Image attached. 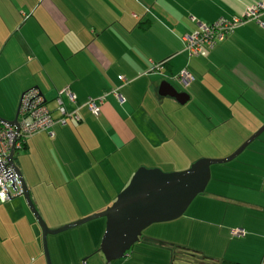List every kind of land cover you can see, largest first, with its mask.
I'll list each match as a JSON object with an SVG mask.
<instances>
[{
    "label": "crops",
    "instance_id": "crops-1",
    "mask_svg": "<svg viewBox=\"0 0 264 264\" xmlns=\"http://www.w3.org/2000/svg\"><path fill=\"white\" fill-rule=\"evenodd\" d=\"M258 3L0 0V118L12 122L31 89L52 104L54 118L63 88L79 107V123L29 138L15 157L50 230L106 210L139 168L186 170L183 142L211 150L197 158L220 159L264 126V12L201 56L186 55L183 43L197 24L231 21ZM184 70L193 78L187 88L175 80ZM169 86L188 100L180 104ZM116 88L122 103L107 96L97 116L84 107ZM187 103L194 118L183 137ZM227 164L211 167L204 193L182 217L140 236L126 263L264 264V131ZM105 225L90 227L102 234ZM53 236L54 257L89 254ZM43 257L42 232L23 196L0 200V264H46Z\"/></svg>",
    "mask_w": 264,
    "mask_h": 264
},
{
    "label": "water",
    "instance_id": "water-1",
    "mask_svg": "<svg viewBox=\"0 0 264 264\" xmlns=\"http://www.w3.org/2000/svg\"><path fill=\"white\" fill-rule=\"evenodd\" d=\"M168 95L180 104L187 96L172 87ZM20 107V104H19ZM19 108L12 122L0 118V124L19 131ZM262 126L246 140L231 156L224 160L200 159L181 172L164 173L159 169H138L115 202L105 211L91 215L59 230H50L30 199L22 174L15 164L12 149L8 161L12 166L23 190V198L42 232V250L46 264H52L48 250V236L56 235L88 222L105 219L106 227L101 238L100 251L107 264L123 259L139 241L142 232L154 224L175 221L183 216L193 200L204 193L210 178L211 167L230 163L236 159L262 132Z\"/></svg>",
    "mask_w": 264,
    "mask_h": 264
},
{
    "label": "built area",
    "instance_id": "built-area-1",
    "mask_svg": "<svg viewBox=\"0 0 264 264\" xmlns=\"http://www.w3.org/2000/svg\"><path fill=\"white\" fill-rule=\"evenodd\" d=\"M263 12L264 4L258 3L254 7H249L241 17H235L231 21L220 19L212 25L197 24V31L183 38L185 54L189 57L203 55L206 51L213 49L217 43L225 40L240 25L248 21H258ZM161 68V65H155L152 71H158ZM175 80L183 88H187L193 78L184 70L176 76ZM109 95L114 97L117 102L122 103L119 89L116 88L103 93L98 98H88L84 107L93 116H97L100 113V106ZM55 102L57 118L52 116L42 94L36 89H31L25 92L21 98L18 133L15 132L14 128L0 124V200L7 201L23 196L21 184L8 161L12 149L15 158V155L29 138L41 133H49L55 126L63 127L67 124L80 122L79 107L76 106L75 95L68 87L57 93ZM67 106L71 107V110ZM233 235L242 237L244 232L243 230H236Z\"/></svg>",
    "mask_w": 264,
    "mask_h": 264
},
{
    "label": "rangeland",
    "instance_id": "rangeland-1",
    "mask_svg": "<svg viewBox=\"0 0 264 264\" xmlns=\"http://www.w3.org/2000/svg\"><path fill=\"white\" fill-rule=\"evenodd\" d=\"M188 107H186L185 108V111H184V117H183V119H182V121H181V126H182V131H183V133H182V135H183V137H186V135H187V132H185L186 130H185V127H187V126H190V125H192L193 124V118L194 117H192L191 116V104L190 103H187L186 104ZM47 107H49L50 109L52 108V104H48V106ZM48 108V109H49ZM49 109V110H50ZM166 120V123L167 124H170V123H172L173 124V122H171V120H170V118H166L165 119ZM179 124V122H178V120H177V126H179L180 125ZM244 143V142H243ZM242 143V144H243ZM241 144V145H242ZM251 144V143H250ZM249 144V145H250ZM240 145V146H241ZM239 146V147H240ZM238 147V148H239ZM237 148V149H238ZM236 149V150H237ZM236 150H234V151H236ZM182 151H183V155H184V159L183 160H187V162H190V164L188 165V168L193 164V163H195L196 161H198V160H200V159H207V160H224V159H226V158H228V156L227 157H225V158H220V159H215V158H213V159H210V158H205V157H202V158H197L198 157V154H200V153H202L203 155H209V154H211L210 153V151L211 150H205V149H193V148H190L189 146H187V144L185 143V142H183V149H182ZM233 151V152H234ZM232 152V153H233ZM19 153V152H18ZM231 153V154H232ZM231 154H229L230 156H231ZM18 156L19 155H15V157H16V159H18ZM19 158H20V156H19ZM197 158V159H196ZM15 159V158H14ZM233 162V161H232ZM230 164V163H229ZM226 165H228L227 163L226 164H222V165H214V166H212V168H215V167H220V166H226ZM188 168H186V169H188ZM140 169V168H139ZM146 169V168H145ZM185 170V169H184ZM184 170H182V171H184ZM136 172V171H135ZM178 172V171H177ZM180 172V171H179ZM108 174H109V172H108ZM133 176V175H132ZM130 181V180H129ZM124 189V188H123ZM113 204V203H112ZM111 204V205H112ZM110 205V206H111ZM109 208V207H108ZM108 208H106V209H108ZM105 211V210H104ZM96 214H98V213H96ZM94 215V214H93ZM84 219V218H83ZM82 220V219H81ZM106 221L105 219H97V220H94V221H91V222H88V223H86V224H83V225H80V226H78V227H75V228H72V229H69V230H67V231H64V232H62V233H59V234H57V235H54L53 237L55 238L54 240H56L57 242H58V244L59 245H61L62 243H64V242H68V244H69V246H70V249H71V251H74V247H73V245L71 244V241H74V242H76L75 243V247L76 246H81L82 245V247H84L85 248V254L86 253H89V254H87V255H85V256H79V257H77V258H75V256H74V258H68V256H65V258H63V259H60V258H58V257H54V254H53V245H52V243H50L49 241L51 240V237L49 236L48 238L49 239H47V242H49L48 243V250H49V254H50V258H51V262H52V264H61V262L62 261H65L63 264H107L106 263V261H105V258H104V255L102 254V252L100 251V243H101V238H102V236H103V233H104V231H105V227H106V225L104 226V228H103V232H102V234H100L101 232L100 231H102V228H94V227H90V225L91 224H94V223H96V222H100V221ZM78 221H80V220H76V221H74V222H71V223H69V224H65V225H63V226H60V227H58L57 229H55V230H59V229H61V228H63V227H65V226H67V225H71V224H74V223H76V222H78ZM172 222V221H171ZM167 223H169V222H167ZM163 224H165V223H160V224H154V225H151L150 227H148L147 229H145L143 232H142V234H141V237H146V236H148V235H151V233H149L150 231H152V230H155V231H157V232H159V231H162V230H164L166 227H164V225ZM149 230V231H148ZM54 231V230H53ZM100 235H101V237H100ZM99 237H100V241H99ZM81 244V245H80ZM131 252H132V249L127 253V255H129V254H131ZM176 255H179V253H176ZM44 258V257H43ZM45 261V260H44ZM127 262V258L125 257V258H123V259H120V260H117V261H113V262H111L110 264H127L126 263ZM191 264H199L198 262H196V261H194V263H191Z\"/></svg>",
    "mask_w": 264,
    "mask_h": 264
},
{
    "label": "trees",
    "instance_id": "trees-1",
    "mask_svg": "<svg viewBox=\"0 0 264 264\" xmlns=\"http://www.w3.org/2000/svg\"><path fill=\"white\" fill-rule=\"evenodd\" d=\"M222 264H237V263L223 262Z\"/></svg>",
    "mask_w": 264,
    "mask_h": 264
}]
</instances>
